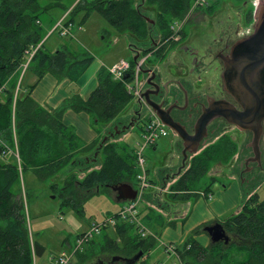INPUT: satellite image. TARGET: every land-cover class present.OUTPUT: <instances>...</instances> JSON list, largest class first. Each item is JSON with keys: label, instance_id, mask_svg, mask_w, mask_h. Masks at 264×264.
Wrapping results in <instances>:
<instances>
[{"label": "trees", "instance_id": "trees-1", "mask_svg": "<svg viewBox=\"0 0 264 264\" xmlns=\"http://www.w3.org/2000/svg\"><path fill=\"white\" fill-rule=\"evenodd\" d=\"M40 1L0 0V87L5 85L0 94V264H34V259L44 253L43 246L33 239L28 226L23 198L28 199L29 193L21 189L26 186L24 177L27 173L47 186L48 192L61 201L60 207H70L77 213L82 212V203L75 193H92L100 188L111 190L121 184L134 186L137 174L133 149L122 144L114 130L132 106L133 98L123 82L113 79L103 66L96 74L97 87L87 100L73 95L59 109L47 111L31 97L45 75L75 83L93 62L85 53L70 46L46 51L42 15L51 9L62 8L65 10L61 18L64 25L77 24L80 28L90 13L96 12L119 34H127L133 56L144 57L151 53L161 59L166 49L148 48L151 40L159 38L165 44H176L171 38L172 23L185 18L195 0H80L69 12L76 0H43L48 3L46 6H41ZM209 7L202 9L208 11ZM79 14L82 16L76 22ZM251 18L249 11L247 22ZM58 22L49 36L59 35L54 28ZM178 35L183 38L184 32ZM38 44L40 46L29 63L36 81L27 89H23L20 82L16 89L20 68ZM129 64L131 68L135 65L133 61ZM66 109L86 113L99 130L98 139L84 144L64 124L62 117ZM108 132L113 137L93 161L98 144ZM236 151V142L224 134L193 156L170 186L165 212L173 216L181 203L190 198L198 199L195 186L206 176L211 165L220 162L221 157L228 165ZM213 182L214 179L210 183ZM203 192L208 194L209 188ZM175 202L180 203L173 204ZM222 224L229 237L228 245L217 243L203 248L189 240L185 250L178 251L179 259L190 256L192 261L202 264H264V199L258 200L257 194L253 193ZM203 228L204 225L197 228L194 234ZM113 232L116 237H104L100 254L110 251L116 254L117 243L122 242V251L126 253L123 256L126 261L122 264L139 253H142L141 258L135 264H143L145 254L155 246L153 238L139 237L130 224L118 223ZM130 232L135 234L130 236ZM93 244L91 240L76 253L71 264H83L88 257H94ZM98 260L102 261L101 258ZM106 264H110L109 261Z\"/></svg>", "mask_w": 264, "mask_h": 264}, {"label": "rangeland", "instance_id": "rangeland-1", "mask_svg": "<svg viewBox=\"0 0 264 264\" xmlns=\"http://www.w3.org/2000/svg\"><path fill=\"white\" fill-rule=\"evenodd\" d=\"M78 1L80 0L74 1L67 12H69ZM241 1L245 3H242ZM260 2L261 0H206L207 4L202 8L204 9L205 7L210 6V10L206 11L202 8H194L192 11H189L185 18L182 19L184 21L181 31L187 33V28L190 25L195 26L194 30L197 27H202V22L205 17L209 20L212 19V21L209 22V24H205V26L209 25L210 27L208 29H213V23L215 20L213 17L217 16L219 11L227 8L236 9L242 7L243 9V4H245V7L242 11V15H246L251 11L253 14L252 19H254L255 10ZM47 4L46 1H40L41 6H46ZM64 11L65 10L62 8H55L42 15L45 34L43 41L46 51L54 52L61 49L63 46L77 48L85 53L86 57L93 60V66H103L109 74H111L110 70L112 67L117 66L119 62H132L133 53L129 48V38L127 34H119L96 12L90 13L88 20L81 25L80 29H78L79 26H77V24L72 25L71 34L73 33V37H60L57 33H53L49 36L54 24L64 16ZM81 16L82 14H79L75 18V21L78 22ZM253 23V20L250 22H243V29L245 32H248L247 34L252 32ZM171 38L178 39L179 35L177 34L175 37L171 36ZM39 46L40 44L33 49L34 51L32 50L28 54L22 64L16 89L20 82L23 89H27L35 83L36 76L31 71L32 66L29 63ZM169 46L171 47V44ZM144 58H146V64H151L153 66H158L161 61L156 54L151 53L144 56ZM174 71L175 70L173 69L170 76L175 74ZM128 72L132 76L134 73V67L131 68L130 66ZM141 79L142 88L144 90L147 85V78L144 80L143 77H141ZM121 81L124 84L123 79ZM4 87L5 85L0 87L1 92ZM124 87L126 90L125 85ZM134 104L135 102L133 99L132 106ZM128 113L129 110L126 112L127 116L129 115ZM148 113L149 112H145L142 118L144 119ZM125 116L123 118H126ZM158 119L160 120L159 117ZM143 123L144 120H139L134 127L126 132L125 135L118 132L122 144H128L130 148H133L135 143L140 140ZM162 124L165 126L163 122ZM165 127L167 128V126ZM225 134L229 136L231 140L236 142V154L230 160L229 164L227 162L228 165H225L222 162L224 160L222 157L220 162L212 164L206 176L195 186V190L198 191L201 198L197 201L193 198L189 199L190 209L197 203L206 202L207 204H210L212 201L219 199L220 205H222L221 209L224 213L220 217L213 216L210 221L214 222L208 223L204 225V227L215 223L222 224L224 220L228 219L239 210L241 203H246L247 201L246 195L242 192V187L240 188L238 176H236L239 175L240 170L243 169V163H241L242 155L239 153L243 137L236 127H231V130ZM222 135L215 138L213 142H216ZM213 142L208 143L206 146ZM174 145L175 140L173 136L168 134L166 138L160 139L157 142L156 149L155 145H152L150 146V149L145 152L148 177L150 179V184H152L153 187L147 192L149 197H145L143 200L141 199L136 207L137 213L139 214L138 218L147 228L156 234L158 239L156 240L153 238L155 240V246L145 254V262L143 264H202L192 261V257L190 256H184L179 259L178 251L182 252L183 249L185 250L184 246L187 245L186 243L189 240H193L192 237L195 230L187 237V222L179 220L175 226H170V224H168L169 216L163 211L168 194H170V186L180 177L172 179L167 178L165 172V166L169 159L173 163H177L180 159L176 154L172 153V151L178 150ZM204 148H202L197 154H199ZM14 160L17 162V159ZM24 178L26 186L23 185L21 189L24 191L27 190L29 193L28 199L23 198L29 230L30 233H32L33 239L44 248V253L34 259V264H54L53 260L59 257L62 253L71 252L79 235L89 229L90 221L102 223L108 218L115 217L121 207L125 204V202H117L115 193L110 189L100 188L96 189L97 192L92 193L77 192L75 193V196L77 199H80L79 201L82 203V212L77 213L70 207H60L61 201L58 198H55L54 195H51L47 190V186L39 183L31 173H27ZM212 179H214L215 182L210 183ZM207 188H209L210 193L206 194V197L203 191ZM254 193L257 194L258 200L264 199V176L256 181L254 185ZM178 203L180 202H175L173 204ZM219 207L220 206H218V209H220ZM172 208L174 209V207ZM175 210L177 209L175 208ZM193 210L194 209L192 208L191 213H193ZM124 222L129 224L127 221ZM167 225H169L171 229H167ZM134 234L135 233L133 232L129 233L130 236H133ZM105 236L110 238L116 237L113 232V226H108L106 229L102 228L101 232L93 237L94 257H88V260L83 264L95 263L98 258L102 259L101 264H106L114 256H119L121 258L126 256V253L122 251V242L117 243L119 250L116 254L111 251L104 255L100 254L105 241ZM181 238L184 239L180 242ZM165 245H173V247L178 250L177 256L173 253H167L164 250ZM86 246L87 245H85V247ZM74 258L72 262L75 261ZM113 264H122V261Z\"/></svg>", "mask_w": 264, "mask_h": 264}, {"label": "flooded vegetation", "instance_id": "flooded-vegetation-1", "mask_svg": "<svg viewBox=\"0 0 264 264\" xmlns=\"http://www.w3.org/2000/svg\"><path fill=\"white\" fill-rule=\"evenodd\" d=\"M243 6L245 7V4ZM243 9L242 7L227 8L219 11V14L213 17L215 18L213 29H208L209 25L205 26L212 21L205 17L202 27H197L194 30L195 26L190 25L183 38L179 36L174 40L176 44H171V47L170 44L161 42L159 38L152 39L148 46V48L156 50L164 47L166 50L158 66L146 64L148 82L142 94L147 93L149 102L160 105L166 111V117L174 123H180L190 135L195 133V121L208 108L209 104L231 102L223 91L220 79L221 58L229 53L236 41L252 33L247 34L248 32L243 29V22H247V14L242 15ZM251 20L254 22V19L251 18ZM173 69L175 74L170 76ZM140 76H144L142 72ZM147 108L150 109L145 102L135 103L129 108L128 114L131 115L127 116L126 114V118H122L117 123V127L121 129L133 123L138 116L148 110ZM230 130L231 127L229 128L221 118L216 119L208 126L207 139L218 131L222 135ZM238 131L243 137L239 152L240 155L243 153V169L240 170L239 176L240 182L242 181V192L248 199L254 193L249 190L253 189L256 181L264 176V123L263 136L255 154L250 146L251 135ZM169 134L173 136L174 147L178 149L172 153L180 158L177 163H173L169 159L165 166L167 178L172 179L183 173L186 163L183 162L182 154H180L182 141L170 129Z\"/></svg>", "mask_w": 264, "mask_h": 264}, {"label": "water", "instance_id": "water-1", "mask_svg": "<svg viewBox=\"0 0 264 264\" xmlns=\"http://www.w3.org/2000/svg\"><path fill=\"white\" fill-rule=\"evenodd\" d=\"M146 20L149 21L152 26L154 25V22L149 18H146ZM138 59L139 55L133 56V63L136 64ZM221 60L222 72L220 79L223 91L228 95L231 102H215L209 104L208 108L205 109L203 114L195 121V133L193 135L188 134L180 123H174L166 117V111L162 109L160 105L149 102L147 93H141V99L144 98L142 102L147 103L150 108H147L148 110L146 112L155 113L165 126L172 130L182 141L180 154H182L183 162L186 163L185 167L189 164V159L195 156V154L208 143L213 142L215 138L220 136V131H218L207 139L208 126L214 120L220 118L229 128L236 127L244 133H249L251 135L250 146L254 154L258 150L263 136L264 123V0H261L255 10L252 33L236 41L229 53L222 57ZM145 66L146 65L141 67L144 80L147 78ZM127 78L128 74L124 76V80ZM146 81L148 82V78ZM143 115L144 114L138 116L133 123L121 129H118L117 125H115L114 130L116 134L118 135V132H120L125 135L126 132L142 119ZM111 137H113V134L108 132V134L102 138L93 154V161H96L100 149ZM241 163H243V160H241ZM236 176H238V182L241 188L242 181L240 182V176ZM111 191L115 193L117 202H126L136 198V191L129 184L111 187ZM253 191L254 188L249 190V192ZM203 231L208 235L211 245L217 243H223L224 245L229 244V237L222 224L215 223L206 226L203 228ZM141 255L142 253L135 255L132 259L128 260L126 264H135L141 258ZM118 261L125 262L126 259L114 256L109 263L113 264ZM101 263L102 261L98 260L94 264Z\"/></svg>", "mask_w": 264, "mask_h": 264}, {"label": "built area", "instance_id": "built-area-1", "mask_svg": "<svg viewBox=\"0 0 264 264\" xmlns=\"http://www.w3.org/2000/svg\"><path fill=\"white\" fill-rule=\"evenodd\" d=\"M206 0H195L190 11L194 8H202L206 6ZM63 19V18H62ZM59 20L54 28H57V32L60 37H73L71 34L72 24L64 25V22ZM184 20L174 21L171 26L172 37L176 36L181 32V27ZM80 29V28H78ZM34 51V50H33ZM146 58L138 59L137 63L134 65V73L131 76L129 74L130 65L126 61H121L115 67H112L110 70L111 76L113 79L121 81L123 79L124 85L126 86V91L132 95V98L135 102H142L141 93L143 92L142 88V79L140 76L141 67L145 64ZM128 74V78L124 80V76ZM1 92V91H0ZM142 134L140 140H138L133 146V153L135 156V167H136V178L134 190L136 191V198L134 200L126 201L125 204L121 207L119 212L115 217L108 218L102 223H96L90 221L89 229L75 241V246L70 253H62L59 257L55 258L54 264H71L72 259L75 254L81 252L85 245H87L92 239L93 236L98 235L103 227L115 226L118 223H125L124 221L129 222L135 228L137 235L141 238L151 237L158 239L156 234H154L149 228H147L142 221L138 218L137 213V204L143 197L147 195V192L152 189V184H150V179L148 177V170L146 168V158L145 152L150 149V146L157 145V142L160 139L166 138L169 134V129H167L158 117L149 112L144 119ZM17 157V155H16ZM18 159V158H17ZM186 249H189L187 247ZM164 250L167 253H173L177 256V249L173 245H165Z\"/></svg>", "mask_w": 264, "mask_h": 264}, {"label": "crops", "instance_id": "crops-1", "mask_svg": "<svg viewBox=\"0 0 264 264\" xmlns=\"http://www.w3.org/2000/svg\"><path fill=\"white\" fill-rule=\"evenodd\" d=\"M99 68V66H93V64H91L75 83L70 82L67 79L58 81L51 75H45L32 91L31 97L47 111L59 109L62 104L70 100V97L73 95H78L82 100H87L97 87L96 74ZM62 120L64 124L71 128L86 145L92 143L100 136L98 128L92 124L86 113L66 109ZM146 197L149 196L147 195ZM198 199H196V201ZM218 206H220V209H218ZM192 208L194 209L193 213H191ZM221 208L222 205H220L219 199L212 201L210 204H207L206 202L197 203L194 207H191V209L188 200L181 203V205L176 208L177 210L172 217L169 216L170 226H175L179 220L187 222L186 232L188 237L197 228L214 222L210 221L213 216L220 217L224 213ZM170 226L167 225L166 228L171 229ZM183 239L184 238H181L180 242ZM192 239L203 248L210 246L209 237L203 230L194 234Z\"/></svg>", "mask_w": 264, "mask_h": 264}, {"label": "bare ground", "instance_id": "bare-ground-1", "mask_svg": "<svg viewBox=\"0 0 264 264\" xmlns=\"http://www.w3.org/2000/svg\"><path fill=\"white\" fill-rule=\"evenodd\" d=\"M90 224V223H89ZM113 227H115V226H113ZM206 227V226H205ZM103 228H105V227H103ZM102 230V229H101ZM101 232V231H100ZM94 237V236H93Z\"/></svg>", "mask_w": 264, "mask_h": 264}]
</instances>
